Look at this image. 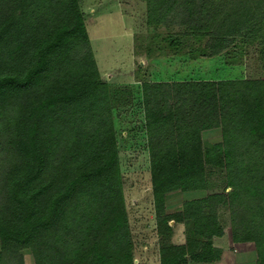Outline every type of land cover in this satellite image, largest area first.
I'll return each instance as SVG.
<instances>
[{"label":"rangeland","instance_id":"1","mask_svg":"<svg viewBox=\"0 0 264 264\" xmlns=\"http://www.w3.org/2000/svg\"><path fill=\"white\" fill-rule=\"evenodd\" d=\"M174 1L165 0L164 8L169 13L157 23L156 18H150L147 0H0V55L9 50L20 64L31 60L36 38L81 12L87 41L76 38L71 42L69 62L65 59L67 63L62 61L58 67H79L84 59L88 60V51L92 52L101 80L110 89L109 107L119 157L117 186L112 190L95 187L102 196L100 201L82 203L86 195H92L90 189L82 187L61 208L53 205L49 225L37 229L31 225L29 238H25L22 228L27 210L15 200L13 185L30 170L25 158L28 162L31 153H36L32 148L28 152L26 135L34 134L40 143L49 140L42 154L39 152L42 156L44 152L45 158L34 177L58 179L52 192L43 198L47 205H38L42 212L49 209L50 200L63 187L66 175V180L71 181L87 159L73 153L74 141L65 130L61 136L57 134L61 127L56 121L62 125L63 116L69 115L67 105L55 104L56 121H45L42 116L48 108L43 101L53 85L71 81L67 72L52 70V75L35 91L1 93L0 231H10L12 236L4 239L0 235V264H161L162 256H179L176 264H264L256 244L248 236L245 238L250 228L243 223L242 208L235 209L227 197L233 180L225 168L208 163L205 189L173 190L157 204L145 83L264 78L260 42L251 43L246 32L237 27L227 29L221 36L227 41L224 48L214 49L212 39L202 36L204 29L199 28V16L204 15V22L211 19V14L205 15L212 11L211 6L207 10L208 4L204 5L208 0H194L192 15L187 9L191 0H176L173 4ZM260 6L257 0L254 7ZM35 32L39 34L33 36ZM178 100L176 92L170 91L169 105L175 109ZM172 124L168 130L174 129L176 117ZM98 127L95 120L86 125L87 132L94 136ZM178 138L173 133L163 134L158 140ZM201 139L204 146L221 142L222 131L206 130ZM97 146L95 143L93 147ZM214 196L217 198L203 205L197 219L186 217L187 201ZM211 215H217L223 235L212 238L213 246L221 250L220 257L207 263L199 261L200 245H190L189 241L207 242V235L198 236L196 221L205 223ZM171 217L174 219L169 221ZM164 223L171 228L169 231ZM181 245H186L188 254L172 250ZM90 253L93 255L87 258Z\"/></svg>","mask_w":264,"mask_h":264},{"label":"trees","instance_id":"2","mask_svg":"<svg viewBox=\"0 0 264 264\" xmlns=\"http://www.w3.org/2000/svg\"><path fill=\"white\" fill-rule=\"evenodd\" d=\"M259 1L261 6L256 9L254 6L257 0H208L204 5L208 4L207 10L211 6L212 11L205 15L211 14V19L204 22V15L199 16L202 18L199 21L201 24L199 28L204 29L202 36H209V39H212L213 48L220 50L227 42L224 37H221L226 30L241 27L239 30L246 32L251 43H261L264 68V0ZM147 2L150 18H156V22L160 23L169 13V9L164 8L165 0L155 2L147 0ZM175 3H177L176 0L173 4ZM193 4L194 0H191L187 7L191 15L194 12ZM65 20L61 21L55 29H50L35 39L37 42L34 52L28 62L17 63L14 53L9 50L0 55V94L5 95L11 92L10 94L17 95L20 91H35L52 75L51 71L58 68L61 72H67L72 76L71 81L53 85L47 93L48 98L43 101L48 108L42 116L45 121L47 119L51 121L52 118L56 121L55 104L67 105L69 115L63 116L62 125L56 121L57 126L61 127L57 134L61 136L65 130L69 138L72 137L74 141V145H71L73 153L82 154V157L87 159L85 165L73 175L71 181L66 180L69 179L66 175L68 178L64 180V185L57 196L50 200L49 209L42 212L38 205L45 202L43 198L52 192L51 189H54L58 179L45 181L46 178L34 177L35 170L42 168L45 158V153L43 152L42 156L39 152L45 149L44 145L48 144L49 140L47 138L45 143H40L34 139L36 137L34 134L26 135L28 143H24V140L22 142L28 148V152L32 148L36 153L30 152L31 160L28 162L24 157L30 170L17 178L13 185L15 200L27 210L22 228L25 238L29 236L31 225L35 229L49 225L52 221L53 205L61 208L62 204L82 187L92 192V195H86L82 199V203L100 201V192H96L95 187L100 185L107 190H112L117 186L119 176L118 146L109 107L110 89L101 80L92 52L88 51V60L84 59L79 67L75 65L58 67L65 59L69 62L67 51L71 42L76 38L87 41V32L83 26L80 11ZM149 23L153 24L154 21ZM32 34L37 36L39 33ZM170 91L178 95V105L175 109L167 101ZM144 97L154 195L157 204L162 203L164 195L173 190L205 189L208 163L225 168L230 179L233 180V189L227 197L231 199L232 205H236L235 209L242 208L243 223H248L250 228L245 238L248 236L247 239L256 244L259 256L263 258L264 78L172 83L146 82ZM175 117L174 129L168 130L173 126ZM93 120L99 125L95 129L97 136L87 132L86 125ZM213 128L221 129L223 140L204 146L201 134ZM173 133L179 137L178 140H158L163 134ZM95 143L98 144L96 148L93 147ZM57 186L60 187V184ZM218 197L224 201L227 199L226 196ZM216 198L217 196L187 201L184 208L186 217L197 219L202 215L203 205ZM32 205H36L37 208H31ZM59 211L60 209L57 212ZM91 211L96 215L95 210ZM172 219L174 218L171 217L169 221ZM196 223L199 226L198 236L207 235L208 240L206 243L189 241V244L200 245L199 261L213 262L220 257L221 250L213 246L212 238L222 236L223 228L217 215L209 216L205 223L201 220H197ZM164 228L167 231L171 229L166 223ZM0 235L6 239L11 237L12 233L0 231ZM172 250H181L182 255L188 254L186 245L173 246ZM92 255V253L88 254L87 258ZM126 257L132 260L130 254ZM177 258L180 257L162 256L161 264H176ZM79 264H82V261Z\"/></svg>","mask_w":264,"mask_h":264},{"label":"crops","instance_id":"3","mask_svg":"<svg viewBox=\"0 0 264 264\" xmlns=\"http://www.w3.org/2000/svg\"><path fill=\"white\" fill-rule=\"evenodd\" d=\"M216 247H218L217 245H216ZM221 248V247H220Z\"/></svg>","mask_w":264,"mask_h":264}]
</instances>
